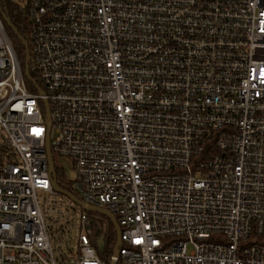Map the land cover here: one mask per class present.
I'll use <instances>...</instances> for the list:
<instances>
[{"label": "built area", "instance_id": "1", "mask_svg": "<svg viewBox=\"0 0 264 264\" xmlns=\"http://www.w3.org/2000/svg\"><path fill=\"white\" fill-rule=\"evenodd\" d=\"M15 1L39 85L0 13V264H107L47 143L117 219L114 264H264V0Z\"/></svg>", "mask_w": 264, "mask_h": 264}, {"label": "trees", "instance_id": "2", "mask_svg": "<svg viewBox=\"0 0 264 264\" xmlns=\"http://www.w3.org/2000/svg\"><path fill=\"white\" fill-rule=\"evenodd\" d=\"M0 13L6 15L11 24L14 26L17 33H14L11 29L5 26L7 36L13 47V50L19 60V64L23 69L24 59H25V47L22 43V40H25L29 44L28 36V21L24 16L22 7L15 0H0ZM30 76L35 84L39 85V80L36 75L29 71ZM32 86V85H31ZM53 158L55 160V172L57 183L63 189H66L72 193H75L71 182L65 179L64 169L57 165V156L54 154ZM76 194V193H75ZM77 195V194H76ZM65 197V196H64ZM88 216L98 215L99 218L97 222L100 226V232L97 233L98 229L94 225L92 233L89 235L91 238L92 245L94 246L98 256L105 261L107 264H110L112 252L116 242V233L114 227L110 223L109 219L103 215L87 212ZM50 220V219H49ZM50 222H54L50 220ZM64 225L61 226V229ZM100 239V242H98Z\"/></svg>", "mask_w": 264, "mask_h": 264}, {"label": "water", "instance_id": "3", "mask_svg": "<svg viewBox=\"0 0 264 264\" xmlns=\"http://www.w3.org/2000/svg\"><path fill=\"white\" fill-rule=\"evenodd\" d=\"M1 16H2V19L5 23V26H7L9 29H11L14 33H17L14 26L11 24L9 18L2 13H1ZM22 43L25 47V59H24V65H23V75L29 81L34 82L30 76V73H29L28 45H27V42L25 40H22ZM47 157H48L49 173L51 176V186H52L54 192L59 194V195L65 196L69 201H71L73 204L77 205L78 207L82 208L84 211L103 215L104 217H106L110 220L111 224L114 227L115 233H116V242H115V246H114L112 256H111V264H114L116 261V258H117V250H118V246L120 243V229H119V226L117 224L115 217L107 209H105L103 207L93 206L91 204L85 203L82 200H80L74 193H72L66 189H63L62 187L59 186V184L57 183L54 163H53L51 153L49 151L48 143H47ZM98 242H100V239Z\"/></svg>", "mask_w": 264, "mask_h": 264}, {"label": "rangeland", "instance_id": "4", "mask_svg": "<svg viewBox=\"0 0 264 264\" xmlns=\"http://www.w3.org/2000/svg\"><path fill=\"white\" fill-rule=\"evenodd\" d=\"M54 133H52L53 136ZM3 140V135L0 133V143ZM60 162L63 163V167H64V172H65V179L69 182L72 181L74 178V171L72 169V163L68 158H60ZM42 198H45L41 201L42 203V208L45 211V216H46V221L47 223H49V225L51 227H49V232H50V239L51 242L53 244V246L56 248H61L63 249L66 245H73L76 237L74 236V230L70 229V227H68L67 230H70V234L68 235L67 231L65 232V234L63 236H61L59 234V232L57 231V226L59 224V222H50V218H53L55 216H58L61 209H63L62 206H59L58 204L56 205V210L53 211L52 210V206H48L47 201L52 199V195L46 193H40L39 194ZM63 205L66 206L65 203H63ZM59 206V207H57ZM64 206V207H65ZM100 215V214H99ZM61 217H63L61 220H65L67 218L66 214H61ZM90 218L97 220L99 218L98 215H90Z\"/></svg>", "mask_w": 264, "mask_h": 264}, {"label": "bare ground", "instance_id": "5", "mask_svg": "<svg viewBox=\"0 0 264 264\" xmlns=\"http://www.w3.org/2000/svg\"><path fill=\"white\" fill-rule=\"evenodd\" d=\"M94 206V205H93ZM100 207V206H99ZM102 207V206H101ZM103 208H105V207H103ZM105 209H107V208H105ZM81 210L82 211H84L82 208H81ZM84 212H86V214H87V211H84ZM92 213V212H91ZM96 214V213H95ZM88 215V214H87ZM108 219V218H107ZM116 219V218H115ZM110 221V220H109ZM116 221H117V219H116ZM111 223V222H110ZM117 224H118V222H117ZM113 226V225H112ZM118 226H119V224H118ZM119 229H120V233H121V228H120V226H119ZM48 234H49V236H50V232H49V229H48Z\"/></svg>", "mask_w": 264, "mask_h": 264}]
</instances>
